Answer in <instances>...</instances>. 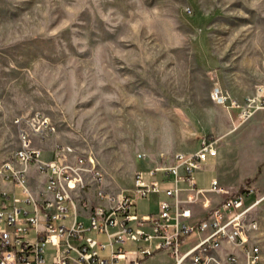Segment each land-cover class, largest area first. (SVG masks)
<instances>
[{"label": "rangeland", "instance_id": "374dc122", "mask_svg": "<svg viewBox=\"0 0 264 264\" xmlns=\"http://www.w3.org/2000/svg\"><path fill=\"white\" fill-rule=\"evenodd\" d=\"M259 86L264 0H0V157L18 146L15 119L40 112L50 144L91 155L103 188L130 193L137 172L158 178L148 171L230 126V100L217 103L215 90L242 98ZM255 197L264 264V192ZM154 205L150 194L138 212Z\"/></svg>", "mask_w": 264, "mask_h": 264}, {"label": "built area", "instance_id": "2783aa9c", "mask_svg": "<svg viewBox=\"0 0 264 264\" xmlns=\"http://www.w3.org/2000/svg\"><path fill=\"white\" fill-rule=\"evenodd\" d=\"M212 98L220 104L230 100L229 106L238 108L243 120L264 108V86L242 101L219 89ZM14 122L19 129L18 146L1 168L13 181L25 184V170L13 168L12 163L34 165L47 173L46 191L40 199L30 194L14 198L15 203L23 201L29 207L0 203V264H46L48 243L55 247L51 264H145L159 253L165 254L168 264L260 263L261 248L255 238L259 223L253 216L258 200H251L252 188L244 185L233 191L216 178L208 188L196 186L193 172L208 155H216V138L203 135L193 153H177L169 166L148 171L149 175L158 171L172 174L175 185L165 189L169 198L158 201L156 212L141 215L136 211L139 201L158 192L160 181L147 182L143 173L137 172L133 195H114L101 187L102 171L91 155L56 144L53 159L42 158L34 140L54 131L42 113L22 115ZM179 181H186L187 188H179ZM89 186H95L94 203L86 198ZM211 195L218 200L213 202ZM84 204L89 206L84 215L87 223L79 218ZM93 232L105 234L106 241L97 240ZM127 243H135L136 249L126 250Z\"/></svg>", "mask_w": 264, "mask_h": 264}, {"label": "crops", "instance_id": "0c3cea01", "mask_svg": "<svg viewBox=\"0 0 264 264\" xmlns=\"http://www.w3.org/2000/svg\"><path fill=\"white\" fill-rule=\"evenodd\" d=\"M256 90L257 89H255V92H253L251 95L255 94ZM231 97L238 101H242L245 98H238L235 96ZM232 109L233 110L227 108V119L229 118V120L231 121L230 126L225 129L216 131V155H208L205 161L202 163L201 167L194 171L198 176H193L196 181V186L201 188L210 187L211 179L213 178H216L221 185H224L225 187H228L233 191L239 190L244 185H247L253 190L251 194V200H253L256 198L255 196H257L259 191L264 192V108L256 109L251 115L243 120L239 117V109ZM49 138L50 135L43 136L38 139L39 145L35 144L42 150V154H47V157L44 159H53V147L54 145L59 144H50L48 141ZM196 148L197 147H194V149H191L190 152L193 153ZM8 157L9 156L7 155L0 157V203L6 201L9 206L25 205L29 207V205L23 201L15 203L14 198L18 197L19 199H23L28 194H30L34 198L40 199L42 193L46 191L45 184L47 173L45 171L38 170L32 164L22 165L20 162L14 161L12 163L13 168L24 169L26 174L25 184H18L13 181L10 176L7 175V171L5 172L1 168L3 162ZM158 173L159 177L155 179L160 181V190L158 192H150L145 196L148 197L150 196V194H153L155 198V207L154 209L149 210L146 213H141V215L156 212L158 201L169 198L165 194V189L173 188L175 185V183L173 182L172 174H164L160 171H158ZM180 173H183V169H180ZM204 174L206 175V180H203V178L202 180H200L201 178L199 179V175ZM177 186L179 188L185 189L187 188V183L186 181H179L177 183ZM101 187L103 188V181L101 183ZM120 192L125 193L124 191ZM117 193L112 194L115 195ZM133 193L134 191L127 194L133 195ZM4 194L6 196H3ZM211 197L213 202L218 200V197H215L214 195H211ZM86 198L90 203L95 202V186L87 187ZM102 202L107 203L105 200H103ZM192 207L194 212L199 213L200 209L197 205H193ZM138 209L139 207L136 208L137 213H139ZM88 211V205L84 204L80 208V212L83 215L81 214L79 218L83 219L86 223L87 219L84 215H86ZM54 254L55 247L50 263H48L47 257L45 255L46 264H51L54 261ZM159 254L165 255L163 253ZM147 261L148 260H146L145 264L147 263ZM168 263L169 260L167 258L166 264Z\"/></svg>", "mask_w": 264, "mask_h": 264}]
</instances>
